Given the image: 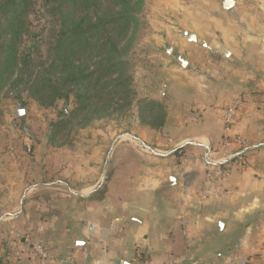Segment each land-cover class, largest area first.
Instances as JSON below:
<instances>
[{
    "label": "crops",
    "instance_id": "0c3cea01",
    "mask_svg": "<svg viewBox=\"0 0 264 264\" xmlns=\"http://www.w3.org/2000/svg\"><path fill=\"white\" fill-rule=\"evenodd\" d=\"M165 3L148 40L158 59L126 130L96 125L58 147L0 140V264H132L138 254L264 264V0ZM27 145L31 156L19 151ZM26 233L55 259H40Z\"/></svg>",
    "mask_w": 264,
    "mask_h": 264
},
{
    "label": "rangeland",
    "instance_id": "374dc122",
    "mask_svg": "<svg viewBox=\"0 0 264 264\" xmlns=\"http://www.w3.org/2000/svg\"><path fill=\"white\" fill-rule=\"evenodd\" d=\"M165 5V0H130L132 18L126 21L115 17L123 8L121 0H66L59 6L45 0H28L14 46L16 64L0 80V140H22L33 135L58 147L86 133L94 131L96 136V125L116 127L117 132L126 130L125 123L132 119L140 92L146 90V75L153 65L148 60L158 59V50L148 40H154L151 32H156L167 15ZM70 18L82 21V33L79 41L65 50L69 54L66 62L72 60L84 77L79 82H68L67 102L57 99L54 105L43 106L35 98L31 82L43 79L41 85L48 86L47 79L62 74L48 66L57 61L54 47L68 31ZM105 34L113 42L96 45L104 42ZM87 42L96 43L95 48ZM99 49L103 51L99 53ZM106 52L110 53L107 58ZM83 93L89 98L79 104L76 96ZM18 102L25 112L16 117ZM78 106L82 108L63 115L64 110ZM57 122L65 124L51 135ZM13 147L11 142L6 144V150ZM24 148L26 151V147L19 151ZM32 153L26 152L28 156Z\"/></svg>",
    "mask_w": 264,
    "mask_h": 264
},
{
    "label": "trees",
    "instance_id": "16d2710c",
    "mask_svg": "<svg viewBox=\"0 0 264 264\" xmlns=\"http://www.w3.org/2000/svg\"><path fill=\"white\" fill-rule=\"evenodd\" d=\"M27 1L28 0H0V80L1 77L10 70L12 65L16 64L17 56L16 52H14V46L22 27V17L24 11L26 10L25 8L27 5ZM45 1L54 2L59 6L66 0ZM121 1L123 8L119 13H117V15H115V17L120 18L121 20L128 21L132 18L130 14V11L132 10V7L130 6V0ZM98 20L101 21L102 19L98 18ZM81 25V20H74L73 18H70V26L68 27V31L63 33V37L58 40L54 47L56 52L54 57L55 59H57V61H52V63L48 67L50 69H55L62 74L59 77L47 79L48 86L41 85V83L45 81L43 79L40 82H38V80H36V82H31V86L32 88H34L33 93L35 95V98L43 106H52L57 99H64V101L67 102L69 98V90L66 89V85L68 84V82H79L84 77L83 71L80 70L78 66H76L74 62H72V60L68 63L66 62L69 54L65 52V50H68L72 43L76 44V42L79 41L82 33ZM112 42L113 41L111 36L105 34L104 42H100L98 44L87 42V44H93V47L95 48L96 45L106 46L108 44L110 45ZM101 51H103V49H99V53ZM109 54V52H106L104 57H109ZM23 58L25 59V57ZM100 78L101 77L98 76L97 80H99ZM76 97L79 104L86 103L85 101L89 98L86 97L85 93L77 94ZM81 108L82 106H78V108L76 107L71 110H62L63 115H69ZM63 124H65V122H57L53 124L51 135L56 134L60 129H62Z\"/></svg>",
    "mask_w": 264,
    "mask_h": 264
},
{
    "label": "built area",
    "instance_id": "2783aa9c",
    "mask_svg": "<svg viewBox=\"0 0 264 264\" xmlns=\"http://www.w3.org/2000/svg\"><path fill=\"white\" fill-rule=\"evenodd\" d=\"M242 98L236 97L231 99L228 104L225 105L224 108V115H223V123L226 130L230 129L236 122V114L239 107L242 104ZM224 144H229L230 142H235L236 144H241L242 140L231 135H226L224 140ZM26 152L30 154L32 152L31 147L29 145L26 146ZM242 156H239L238 159H242ZM83 234L86 237H90L95 235L97 230V225L94 222L87 221L83 224ZM23 243L27 244L30 249L42 260H51L55 259L54 255L50 250L45 248L43 244L34 239L33 236L26 233L22 236ZM132 264H158L152 262L150 259L138 254ZM161 264H215L214 262L210 261H202L199 259H180V258H170L167 261ZM238 264H243V262H239Z\"/></svg>",
    "mask_w": 264,
    "mask_h": 264
},
{
    "label": "water",
    "instance_id": "95a60500",
    "mask_svg": "<svg viewBox=\"0 0 264 264\" xmlns=\"http://www.w3.org/2000/svg\"><path fill=\"white\" fill-rule=\"evenodd\" d=\"M232 2H233V0H224V6H225V7H228V6H230V5L232 4ZM175 55H176V58H177L178 61H179V64H180L182 67H184L185 64H186L185 59H184L180 54H178V53H176ZM24 112H25V111H24V108L22 107V104H21L20 102H18V103L16 104V106H15V113H14V115H15L16 117H19V116L23 115ZM121 264H128V263L125 262V261H123V262H121Z\"/></svg>",
    "mask_w": 264,
    "mask_h": 264
}]
</instances>
